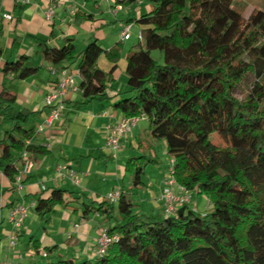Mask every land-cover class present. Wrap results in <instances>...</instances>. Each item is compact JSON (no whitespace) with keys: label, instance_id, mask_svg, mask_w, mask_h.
Returning <instances> with one entry per match:
<instances>
[{"label":"trees","instance_id":"trees-1","mask_svg":"<svg viewBox=\"0 0 264 264\" xmlns=\"http://www.w3.org/2000/svg\"><path fill=\"white\" fill-rule=\"evenodd\" d=\"M142 1L149 2V12L127 21L141 28V40L126 54V75L137 85L115 108L127 118L148 119L144 142L165 143L176 183L204 196L208 209L200 213L185 204L173 216L137 212L131 197L143 188L145 168L153 160L130 158L124 171L132 186L119 190L116 203L106 198L81 203L84 218L113 220L105 232L114 240L105 253L94 260L44 264H264V11L245 18L233 0L115 3L128 7ZM32 41L46 63L68 69L76 64L84 99L107 98L110 76H97L98 60L104 54L117 62L122 42L104 51L95 40L77 52L69 38L59 48ZM154 50L163 54L162 64L151 58ZM28 60L22 55L6 62L2 73L27 79L38 70L25 66ZM247 81L242 99L236 98ZM15 104L14 95L0 93L1 122L12 127L0 140V172L11 183L18 174L16 156L49 152L26 144L35 130L25 128L26 115ZM74 195L58 188L44 191L33 196V211L48 224L54 209L70 206Z\"/></svg>","mask_w":264,"mask_h":264},{"label":"crops","instance_id":"crops-1","mask_svg":"<svg viewBox=\"0 0 264 264\" xmlns=\"http://www.w3.org/2000/svg\"><path fill=\"white\" fill-rule=\"evenodd\" d=\"M23 1L25 0H0V93L6 90L16 97V111L24 112L26 115L23 125L28 130H36L48 115L44 98L50 85L55 84L58 78L50 74L49 68L52 65L44 61L36 42L32 40L46 41L49 47L58 48L63 45L65 38L72 39L74 43L79 32L71 28L70 24L63 31L68 18L72 19V24L83 22L84 30L86 23L94 22L97 15L94 7L100 9L97 12L101 16L104 13L101 11L104 8L102 6H105L109 13L119 17L116 21L120 23L121 29L113 44L105 49L100 44L104 51H108L118 42H122L124 46L125 41L121 39L123 27L129 25L127 24L129 19H136L145 13L140 14L143 2L123 7L108 0H100L99 3L96 0H54L53 20L48 22L45 17L47 4L44 0H28L27 4ZM146 8L150 10V5L145 6ZM71 11L75 12V16H71ZM125 11L126 18L123 15ZM76 13H80L79 20L76 19ZM5 14L10 15L12 19L4 20ZM116 27L113 29H117ZM140 32L141 28L130 36L129 39L133 38L132 45L138 42ZM95 40L98 41L93 32L85 33L81 41L83 47L85 45L82 50ZM123 53L124 49L120 59L115 63L109 62L104 54L99 57L97 76L101 77L103 74L110 76L107 98L89 100L84 99L80 92L70 93L65 98L60 120L51 130L35 134L30 144L45 147L49 152L29 155L33 168L30 174L22 176L20 189L0 172V263L44 264L47 261L65 259L76 261L96 259L98 241L106 226L104 222H99V218L103 217L84 218L81 203L102 202L110 193L129 189L132 186V179L130 174L125 173L124 166L130 158L141 153L145 155L140 156H146L153 162L147 165L151 167L150 169L147 166L145 168L142 177L143 188L138 194L140 201L133 200L135 210L149 216L164 215L160 197L168 163L161 165L157 159L155 144L151 147L144 142L149 135L148 119L146 117L138 119L131 132L120 140L118 151L112 152L106 148L108 127L116 125L124 118L115 105L127 98L128 92L137 85L126 75V55L123 57ZM22 55L29 58L25 66L38 68L37 72L24 80L13 74L4 75L3 65L6 62H14ZM39 55L42 59H39ZM32 59H36L35 64H31ZM53 67L58 69L64 65ZM72 71L77 72V69ZM11 129L12 127L0 130V140ZM144 145L147 147L146 150L142 148ZM164 155L167 156L166 146ZM16 158L18 159V156ZM59 165L72 169L76 173L79 185H74L66 177L57 178L55 170ZM144 176L146 182H143ZM52 188L73 192L77 194L73 199L77 200L69 199L71 204L68 207H56L46 226L47 224L33 211L35 205L33 196ZM149 189L153 192L152 196ZM135 193H139L138 190H134L133 195ZM175 193L179 194L176 190ZM17 206H23L27 213L19 227H14L10 221V212ZM188 206L190 207V203ZM196 206L197 204L193 209L197 210ZM53 216L59 219L57 227L52 223ZM43 253L47 256L44 257Z\"/></svg>","mask_w":264,"mask_h":264},{"label":"built area","instance_id":"built-area-1","mask_svg":"<svg viewBox=\"0 0 264 264\" xmlns=\"http://www.w3.org/2000/svg\"><path fill=\"white\" fill-rule=\"evenodd\" d=\"M47 4L45 17L48 22L53 20L54 14V0H44ZM115 3V0H108ZM23 3L27 4L28 0L23 1ZM71 16H75V12L71 11ZM4 20L10 21L12 18L10 15H3ZM130 29L129 25H125L121 31V39L126 40L130 38ZM138 40H141V34H138ZM50 74L57 76L58 81L55 84L50 85L49 91L47 92L44 98V104L48 108V115L44 119V121L36 128L35 134H41L46 131L51 130L55 123L60 120L63 110H64V101L65 98L70 93H81L79 89V80H78V72H73L68 68H58L51 66L49 68ZM144 117V116H140ZM137 118H127L124 117L119 123L114 126L108 127V133L106 136V148L111 150L112 152H116L120 148V140L128 135L131 132V129L135 126L138 121ZM30 141H27L28 145ZM16 169L18 170V174L15 178L14 184L17 188L22 187V176L30 174L33 168V162L29 156V154L25 151L19 154V157L15 163ZM56 177L68 178L74 185H79V180L76 176V173L72 169H68L65 165H59L56 167ZM174 173V160L170 159L168 164V169L166 176L163 179V189L160 200L163 202V213L166 216H173L176 210L182 205L189 204L191 201V193L189 190L184 187L178 185L173 176ZM175 190L178 191L179 194L175 193ZM120 191H115L106 196V199L111 203H116L119 199ZM26 209L23 206H17L10 212V221L13 223L14 227H19L22 220L26 217ZM114 240L107 236V233L102 231L98 246L96 250L97 257L101 256L105 253L110 242ZM43 256H46V253H43ZM7 264V263H0Z\"/></svg>","mask_w":264,"mask_h":264},{"label":"rangeland","instance_id":"rangeland-1","mask_svg":"<svg viewBox=\"0 0 264 264\" xmlns=\"http://www.w3.org/2000/svg\"><path fill=\"white\" fill-rule=\"evenodd\" d=\"M96 1L98 3L100 2V0H96ZM233 1H234L233 8H235L238 12H241L245 16V18H247L252 13V11H254V10L264 11V0H233ZM142 2H143V7L140 11V14H143V13H146L149 11V8L145 9V6H149V2H147V1H142ZM92 7H93V4H92ZM102 7H104V8H103V10L101 9V11H103L104 13L101 16H99V13L97 12L100 9H98L97 7L96 8L94 7V9L96 10L94 12H96V14H97L94 17V22H91L92 24L89 22L86 23L84 30L82 28V26L84 24L83 22H77V23L72 24L71 18H68V21H66L67 24H66V26L63 27V31L66 30L67 25L70 24L71 28H73V29H75V31L79 32V35L75 38V41H74V46H75L77 52H80L85 47V45L83 47V45L81 44V41H82L85 33H89V32L92 33L93 32V35L98 39V43L101 44L104 49L107 48V46H110L111 44H113L114 38L119 35V30H121L119 27L120 23L118 21H116V20H118L119 17H117V16L115 17L112 13H109L107 11L108 8H105V6H102ZM123 15L125 18L127 17L126 11L123 12ZM114 26H117L116 27L117 29H113ZM129 26L131 27L130 32H129L130 36H132L133 33H135V31H137V30L139 31L140 27L138 25L129 24ZM87 28H89V29H87ZM87 30H88V32H87ZM124 41L125 42H124V46H123V49H124L123 57H125L129 48L132 46L133 38L132 39H126ZM150 55H151V58L154 59L159 64L163 63V54L161 53V51H159V50L151 51ZM102 57H104V56H102ZM39 59H42L41 55H39ZM30 62H31V64H35L36 59H32ZM76 68H77V66L75 63L71 64L70 70H72V69L74 70ZM247 85H248V81L245 82L241 87H239L235 91V97L236 98L242 99L243 93L247 89ZM8 128H11V127L6 125V124H3L0 121V130L8 129ZM211 139L213 142H216L218 145H220V146L222 145V142H220L219 140H214L213 138H211ZM155 146H156V150H157L156 151L157 157H158L157 159L160 161L161 165L165 164V163L169 164L170 158L168 156L164 155L165 144L160 143V144H155ZM142 148L145 150L147 149L146 145H144V147H142ZM140 155H145V154L141 153L139 155H136L135 157H138ZM147 167H148V169L151 168L149 166H147ZM143 182H146V176H144ZM138 192L139 193H135V195H133L131 198H132V200L139 202L140 199H139L138 194H140V191L138 190ZM149 193L151 194V196L153 195V192H152V190L150 191V189H149ZM196 204H197V206H196L197 210L196 211H198L200 213L207 211L208 207H207L206 198L204 196L198 195L197 193L194 192V194L191 195L190 207L193 208V206ZM140 210L143 211L142 208H140ZM53 217H54V219H53L52 223L55 225V227H57V225L59 224V219L56 216H53ZM99 222L100 223L104 222L105 223L104 226L108 227V222H110L112 224L113 220H109L107 222L103 218H99ZM46 226H48V224Z\"/></svg>","mask_w":264,"mask_h":264}]
</instances>
